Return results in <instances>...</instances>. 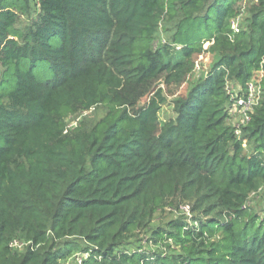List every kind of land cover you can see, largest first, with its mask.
<instances>
[{
	"label": "trees",
	"instance_id": "16d2710c",
	"mask_svg": "<svg viewBox=\"0 0 264 264\" xmlns=\"http://www.w3.org/2000/svg\"><path fill=\"white\" fill-rule=\"evenodd\" d=\"M242 1L0 0V264L74 252L79 264H264V216L246 206L264 184V98L240 138L227 123L230 84L261 71L264 97V0H247L258 6L235 31ZM206 53L211 71L161 122ZM98 107L93 127L67 130ZM187 201L202 216L149 237L180 253L127 252L159 209Z\"/></svg>",
	"mask_w": 264,
	"mask_h": 264
},
{
	"label": "rangeland",
	"instance_id": "374dc122",
	"mask_svg": "<svg viewBox=\"0 0 264 264\" xmlns=\"http://www.w3.org/2000/svg\"><path fill=\"white\" fill-rule=\"evenodd\" d=\"M258 4L256 2L243 0L239 3L240 7V14L239 16L234 20L235 26L237 29L246 28L249 24V18H251L252 10H254L255 7H257ZM37 14V8L35 5L32 6L31 13L28 17H20L18 21V27L23 29L31 19H34ZM177 19V18H176ZM174 20L166 19L163 23L160 24V28L158 30V35L155 44L164 42L167 40L169 33L171 31L172 26L174 25ZM204 47H208V44L205 43ZM218 55L212 54V53H206L205 55L199 56L196 59L194 70L186 77L185 81L176 89V94L173 96L167 97V104H165L160 112H159V119L161 122L167 121L171 119L174 114L172 112V107L170 106L171 101L174 99L177 95H183L186 93V91L195 83H197L199 80L203 79L209 71H211L212 66L217 61ZM2 69H0V75H1ZM161 85V84H160ZM229 89L232 93L235 91L241 89V86L235 82L229 85ZM256 97V100L258 98V102H261L263 97V91L262 89L255 90L254 93ZM105 109L103 107H98L96 109H92L89 112L77 114L74 116H71L65 120L66 122V128L67 130H72L75 127H80L83 129H90L91 127L96 124L97 121H99L105 114ZM243 135V133H242ZM244 151L247 152L249 150V145L245 143L244 141ZM184 205H188L190 208L192 207V202H183L180 205H177V207H174V209H171L170 207L166 206L161 209H159L153 216L148 229H144L142 231L136 232V236L134 239H131V243L129 246H127V252L134 249H143L146 252H161L166 254H178L180 253L179 246L173 244L171 241L167 240L162 242L161 244L154 245L149 242V237L151 235V230L155 228H167L169 222L173 220H177L179 218H183L184 220H188L193 215H199L202 216L199 211L192 214V212L186 214L182 207ZM246 206L249 207L253 213L259 215L260 217L264 216V184L261 185V187L252 194L249 195L247 199ZM170 246L169 248L167 246ZM13 246L17 248L19 252L24 251V248L26 244L20 240L16 241ZM82 256L78 252L72 253L69 257H67L65 260L61 261V264H79L80 259Z\"/></svg>",
	"mask_w": 264,
	"mask_h": 264
},
{
	"label": "built area",
	"instance_id": "2783aa9c",
	"mask_svg": "<svg viewBox=\"0 0 264 264\" xmlns=\"http://www.w3.org/2000/svg\"><path fill=\"white\" fill-rule=\"evenodd\" d=\"M232 28L235 31L238 29L233 22ZM262 77V72L256 73L255 77H252L246 85L245 89H239L233 94L234 101L227 112V123L232 128L234 135L237 138L242 136L244 128L249 124L251 120V115L253 114L255 108L259 105L258 98L254 95L255 90L261 89L260 78ZM182 210L188 214L190 213V207L184 205Z\"/></svg>",
	"mask_w": 264,
	"mask_h": 264
},
{
	"label": "water",
	"instance_id": "95a60500",
	"mask_svg": "<svg viewBox=\"0 0 264 264\" xmlns=\"http://www.w3.org/2000/svg\"><path fill=\"white\" fill-rule=\"evenodd\" d=\"M158 85H160V83H158Z\"/></svg>",
	"mask_w": 264,
	"mask_h": 264
}]
</instances>
